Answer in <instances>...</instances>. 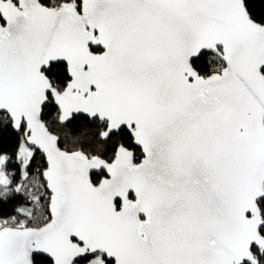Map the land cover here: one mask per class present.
<instances>
[{
	"label": "snow or ice",
	"instance_id": "obj_1",
	"mask_svg": "<svg viewBox=\"0 0 264 264\" xmlns=\"http://www.w3.org/2000/svg\"><path fill=\"white\" fill-rule=\"evenodd\" d=\"M0 130V264H264V0H0Z\"/></svg>",
	"mask_w": 264,
	"mask_h": 264
},
{
	"label": "trees",
	"instance_id": "obj_2",
	"mask_svg": "<svg viewBox=\"0 0 264 264\" xmlns=\"http://www.w3.org/2000/svg\"><path fill=\"white\" fill-rule=\"evenodd\" d=\"M69 131L73 135H81L85 138L90 137L92 133L91 126L86 120L83 119L74 121L70 126ZM16 144L17 140L14 133H12L10 130H0V151H6L9 155H12L15 152ZM16 164L17 162L15 159H13L8 170L14 173L18 172ZM38 164H40L39 157H37V159L34 161L33 168H35ZM15 182H20L19 175L15 177ZM17 207H31V201H29L23 194L13 195L7 202L0 199V218L16 215L15 210Z\"/></svg>",
	"mask_w": 264,
	"mask_h": 264
}]
</instances>
